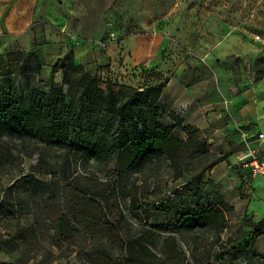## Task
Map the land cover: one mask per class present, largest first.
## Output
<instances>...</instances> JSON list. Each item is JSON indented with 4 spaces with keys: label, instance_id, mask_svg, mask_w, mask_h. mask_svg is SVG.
I'll return each instance as SVG.
<instances>
[{
    "label": "rangeland",
    "instance_id": "obj_1",
    "mask_svg": "<svg viewBox=\"0 0 264 264\" xmlns=\"http://www.w3.org/2000/svg\"><path fill=\"white\" fill-rule=\"evenodd\" d=\"M49 1L46 5L44 0L33 14H24L23 20H16L21 14L13 13L6 3L2 5L0 45L3 39L11 38L5 23L22 21L28 37L23 47L30 46L38 57L65 55L69 61L73 57L71 43H80L82 48L93 49L91 59L82 50L86 59L83 67L96 77L118 78L131 87L163 83V87L175 91L176 97L168 105L159 101L158 120L171 122L168 115L174 108L182 113L189 104L199 107L194 119L203 120L207 126L193 127L208 141V162L221 159L198 177L191 164L175 177L162 160L151 163L143 172H130L120 197L129 241L140 237L143 229L156 231L157 236L147 244L156 254L147 258L152 264L261 262L264 177L247 175L239 159L261 143L254 127L264 128V0ZM125 67L130 69L127 74ZM11 86L21 93L14 77ZM242 95L244 99L237 101ZM181 101L189 102L183 104L185 109ZM99 119L100 114L94 115V121ZM173 132L178 138L185 136L179 127ZM42 156L47 162L38 171ZM63 156V148L46 151L34 141L0 135V264H123L124 251L107 240L104 230L88 231L73 221L79 232L70 241H53L61 201H54L52 195L46 201L47 194L42 198L29 196L25 181L31 175L43 180L52 175L62 179ZM115 161L114 157L107 163H81L73 168L72 181L82 187L91 178L97 184L110 179ZM132 194L138 196L139 209H132ZM223 203L230 209L225 207L222 231L207 226L170 231L184 259L163 254L167 232L161 225L176 219L182 211ZM252 249L258 253L252 255ZM240 250L243 254L238 257L235 253Z\"/></svg>",
    "mask_w": 264,
    "mask_h": 264
},
{
    "label": "trees",
    "instance_id": "obj_2",
    "mask_svg": "<svg viewBox=\"0 0 264 264\" xmlns=\"http://www.w3.org/2000/svg\"><path fill=\"white\" fill-rule=\"evenodd\" d=\"M55 67L63 73L62 85L52 84L45 89L44 81L38 79L40 85L31 90L28 99L16 93L11 79L22 81L21 74L38 73L41 63L37 54L32 50L16 51L0 58V135L18 137L21 142L34 141L46 151L53 147L64 149L63 178L55 179L52 175L51 179L43 180L29 176L25 181L29 196L42 198L47 194L46 201L51 195L54 201H61L54 223L52 238L55 243L70 241L79 232V227L73 224L76 221L85 230L106 231L107 240L124 251L123 264H152L147 258L156 257V254L147 244L157 232L143 229L140 237L129 241L128 220L120 205L129 173L143 172L151 163L162 160L172 168L175 177L190 164L197 169L194 176L198 177L221 159L208 162L211 152L207 139L198 136L192 125L183 124V118L174 111L168 115L172 124L158 120L163 83L141 89L125 86L96 77L83 65L67 58ZM96 114H100L98 121H94ZM176 127L182 129L184 137L175 136ZM114 157L110 179L97 184L91 178L82 187L73 183L75 172L72 170L79 164H87L90 160L107 163ZM46 162L42 156L37 164L38 171L45 168ZM69 198L74 201L69 202ZM138 200L136 194L130 195L132 209L140 208ZM225 207L228 206L223 203L182 211L176 219L161 225L160 228L167 232L163 238V254L167 258L184 259L170 231L192 226L222 231Z\"/></svg>",
    "mask_w": 264,
    "mask_h": 264
},
{
    "label": "crops",
    "instance_id": "obj_3",
    "mask_svg": "<svg viewBox=\"0 0 264 264\" xmlns=\"http://www.w3.org/2000/svg\"><path fill=\"white\" fill-rule=\"evenodd\" d=\"M44 0H14L13 2L9 1H1L0 2V7H2V5H4L6 3V5H8L10 8V10L13 13H20L21 16H16V20L17 19H24V14H33L35 12V10L39 9L40 7H42ZM49 0H46V5L49 4ZM17 11V12H16ZM11 12V13H12ZM11 17H13V14L11 16H8L7 19L11 20ZM22 21H20V23H12V21H7L5 23V25L7 26L6 28H8L9 33L7 34V36L11 37V38H6L3 39L1 41V45H0V58L1 57H6L9 53L11 52H16V51H23V49H25L26 51H29L30 46L28 48H24L23 46L26 44V42H24V40H28V37H26L24 35V33L26 32L27 29V25L26 24H21ZM12 32V33H11ZM12 39V40H10ZM72 48H73V52H72V61L76 64L79 65H85V57H90L89 59H91L92 57H94V53H93V49H91V47H87L85 46L84 48H82V45L80 43H75L72 42ZM47 46V45H46ZM46 49V47H45ZM31 50V49H30ZM82 50L87 52V56L84 57V54L82 56ZM90 53H92V56H90ZM67 57H65V55L63 57H39L40 59V63H41V68L39 70L38 73H23L21 74V79L22 81H18L20 82V86L22 88L21 90V95H23L24 97L28 98L30 97V92L33 88L39 86L40 84L38 83V79H41L44 81V83L46 84L45 89L48 88L49 86H51L52 84L55 85H62V81H63V73L60 69L55 67V64L63 61L64 59H66ZM43 59V60H42ZM128 67H125L123 70L124 72L127 74L130 69H126ZM133 72H136V68H134L132 70ZM91 74V73H90ZM114 78H117V76H115ZM119 83H122L123 81H120L117 78ZM146 86V85H144ZM144 86H140L139 88L141 89ZM14 91V90H13ZM175 91H172L170 87H163L162 92H161V96H160V100H162L163 103H165L166 105H168L173 99L174 97H176V95L174 94ZM244 96H240L237 97L236 100H243ZM179 100V99H178ZM184 103H188V101H181V105H183ZM200 110L199 107L193 105V104H189L188 107L186 108L185 112H182L177 110L176 108L171 109V111H174L177 115H179L180 117L183 118V124H188V125H197L200 127H205L207 126V123H204L203 120H197L195 121L194 118L196 115V112ZM170 123V122H169ZM173 122L171 121L170 124H172ZM263 124V123H262ZM254 131L255 133H258L260 131H264L263 125H261L260 127L256 126L254 127ZM257 151L259 153L260 156L264 157V141L257 144ZM216 166V165H215ZM214 166V167H215ZM214 170L212 169L211 172H213ZM260 177H264L263 175H260ZM262 235H260L261 237ZM249 252V251H248ZM258 253V251L256 249H252V255ZM242 251H236L235 255L240 257L242 256ZM249 254V253H246ZM258 264H264V259H262L261 262H259Z\"/></svg>",
    "mask_w": 264,
    "mask_h": 264
},
{
    "label": "built area",
    "instance_id": "obj_4",
    "mask_svg": "<svg viewBox=\"0 0 264 264\" xmlns=\"http://www.w3.org/2000/svg\"><path fill=\"white\" fill-rule=\"evenodd\" d=\"M183 109L186 105L182 106ZM260 142L264 141V133L258 132ZM241 169L251 177H256L264 174V157L260 156L257 149H250L247 155L239 159Z\"/></svg>",
    "mask_w": 264,
    "mask_h": 264
}]
</instances>
